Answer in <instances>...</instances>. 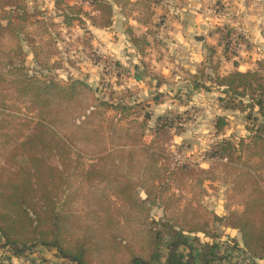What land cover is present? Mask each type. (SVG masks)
<instances>
[{"label": "trees", "instance_id": "trees-1", "mask_svg": "<svg viewBox=\"0 0 264 264\" xmlns=\"http://www.w3.org/2000/svg\"><path fill=\"white\" fill-rule=\"evenodd\" d=\"M85 1L92 10L85 9L84 2L55 0L60 23L71 27L75 21L81 25L88 21L92 26L111 28L118 8L126 18L130 40L141 54L146 53L147 36L137 34L128 19L149 26L156 0ZM136 10V14H124ZM215 12L223 14L221 7ZM56 23L48 14L32 11L27 0H0V245L19 256L45 246L56 251L57 264H222L228 259L224 243L210 233L214 224L221 223L241 235L242 246L231 237L233 244L228 249L263 259L262 62L255 69L223 73L224 60H214L215 48L209 46L207 60L193 75L194 88L219 91L224 109L244 113L248 134L227 136L228 120L217 116L216 132L223 137L210 150L211 168L201 171L223 164L232 175L234 188L226 193V213L209 210L196 198H187L189 202L180 209L177 198L169 204L166 199L170 197L162 193L165 188L159 190L178 169L181 173L190 170L189 164L174 163L170 170L171 158L165 152L164 142L179 116H158L150 127L151 115L143 113L142 101L129 102L112 93L105 98L84 76L59 78L57 70L75 64L72 55L58 46L60 32L52 29ZM219 32L224 58H228L231 41ZM87 46L93 48L91 41ZM29 54L31 67L26 63ZM112 61L117 70L114 83L120 85L126 66L120 60ZM129 90L125 87L123 91L134 94ZM23 109L34 113V125L10 140L12 134L1 132V122L8 116L15 118ZM17 117L26 123L25 117ZM149 130L152 139L147 141ZM72 163L75 169L69 172ZM85 182L104 184L107 189L86 192L89 200L83 208L73 202L81 196ZM156 203L163 207L158 218L151 216V205ZM190 203L195 213L203 214L201 219L189 209ZM199 233L210 235L212 241L202 240Z\"/></svg>", "mask_w": 264, "mask_h": 264}, {"label": "rangeland", "instance_id": "rangeland-1", "mask_svg": "<svg viewBox=\"0 0 264 264\" xmlns=\"http://www.w3.org/2000/svg\"><path fill=\"white\" fill-rule=\"evenodd\" d=\"M198 1L201 0H156L152 3L151 14H176L178 8L182 4V7L186 8V11L188 12L189 7L195 11L205 10L201 14V18H205V14L210 16L209 12H211L213 8L217 9L221 7L223 12L221 16L225 17L228 15L231 20H233L231 17L233 14L228 9L229 5H220L217 0H202V3H200L201 5L198 6ZM70 2H84V8L92 10V7L85 0H70ZM187 2H191L190 6ZM27 3L32 11L44 12L52 17L54 22H57L52 29L60 32L57 40L58 46L63 51H66V55H72L71 61L75 65L67 66L66 69L63 68L57 70L59 78L66 80L69 75L84 76L88 82L100 91V95L105 98H108L112 93L114 97H123V99L129 102L135 100L142 101L144 104L143 113L150 112L151 115L147 120V124L150 127L155 126L156 118L158 116H179V118H177L179 120L177 121V125L173 126L171 130L170 138L164 142L165 152L169 155V158H171V160H168L170 170L173 166L172 163L189 164L190 170H185L181 173V170L178 169L175 176L172 175V179L167 178L165 184H163L159 190L161 191L165 188L162 193L166 198L170 197L169 199H166L169 204L174 201L173 197L177 198L176 201L179 203L178 207L180 209H183V207L189 202L187 198L192 199V201L196 198L199 202L206 205V207L208 206L211 208L209 210L213 209L222 213L226 203V193L228 190L231 191L234 188L231 181L232 175H229L226 166L223 164H218L211 171L206 173L201 170L211 168L212 157L210 156V150L212 146L223 137V134H218L216 132L215 121L217 116H226L228 124L224 131L227 136L230 134L246 136L248 131L246 128L247 121L244 119V113L239 110L224 109L221 106L219 100L220 93L217 90H206L202 88H194L196 90H193L192 85H194V78L190 73H186V71L182 72L181 77L179 78L183 81H168L161 75H158L153 68L147 67L148 65L145 63V67L141 69V72L145 74L146 77L150 76L153 78L154 76H157L171 88L170 91L164 89V91L161 92H159L157 88H153L150 92L155 93H148L146 95L143 93V83H141L142 85L134 83L135 79L131 74L130 66L125 65L126 69H122L121 71L123 81L120 85H116L114 81L116 79L117 70L113 64V59H110L112 57H101V54L94 48H89L87 46L88 42L92 41L94 37L91 23L87 21L86 24L81 25L78 21H75L71 27L61 24V17L58 15V10L54 7L55 0H27ZM206 4L208 5V10L205 7ZM196 6L198 7L196 8ZM136 13L137 10L133 13L126 11L124 14ZM215 13L216 14L214 15H220L217 12ZM116 14L123 13L117 8ZM158 16L159 15L156 16V21H153V23L149 25L156 33L158 32L157 28L163 24V20ZM212 18L217 22L213 28V34L214 32L216 33L219 41L220 32L218 33V30L225 32L223 34L224 40L231 41L230 47H228L230 55H237L239 47L238 43L241 41V36L237 34L238 26L227 25V21H224L226 19L220 21L215 16H212ZM218 22L221 25H219ZM122 26H125V24ZM138 31L139 30H137V32ZM205 33L202 35H212L210 31ZM150 35L151 37H155L152 33H150ZM164 43L167 44V42ZM161 46L163 47L162 53L167 55L168 60L177 58L174 50H169V47L164 48L165 46L163 44H161ZM219 46H222V50H224V43H221ZM26 48L28 49L27 46ZM215 52L216 50L214 49V53ZM220 53L222 54L221 51ZM98 57L101 60L95 62ZM213 59H217L215 54H213ZM26 63L30 67L32 66L33 60L31 54L28 55ZM262 64L264 67V60ZM186 79L189 80L185 83L184 80ZM125 87H129L130 90L134 91V94L123 91ZM155 96L158 97V101L154 100ZM17 116L25 117L26 123H21V119ZM34 121V113L23 109L22 111L16 112L15 118L8 116L1 122V124L4 125L1 132H10V134H12L10 140H13L14 138L18 139L20 135L29 131L30 126L34 125ZM145 139L147 141L152 139L150 130L147 132ZM49 162H54L52 161V157H49ZM55 164H58V162L55 161ZM74 169L75 163H72L69 166L68 171L71 172V170L74 171ZM74 188L76 187L74 186ZM201 188H203L204 191H202ZM100 189L107 188H105L104 184H89L87 182L81 184V196L79 194V198L74 200L73 205L75 204L76 206L83 208L86 207L89 198L85 196V193ZM139 190L141 191V194L145 196L143 188L139 187ZM115 202L117 203V199ZM236 208L241 209L242 207L241 205H236ZM189 209L192 210V212L195 211V207L191 203ZM162 214V205L158 203L151 205V216L158 218ZM194 214L198 219L203 217L202 213L194 212ZM192 215L190 216V214H188V217L191 218ZM129 229H133L132 231H134V228ZM210 233H215L217 235L216 240L224 243L222 249L224 253L228 254V259L222 264H251V261L246 260V256L243 255L240 250L227 248V246L232 245L233 242L224 225L221 223L214 224L210 229ZM199 234L202 240L212 241L210 235L207 236L203 233ZM2 241L3 239L0 238V244ZM58 262H60V259L56 256V251L54 249L46 248L45 246H36L33 250H26L23 255L19 256L13 254L10 247L0 245V264H57Z\"/></svg>", "mask_w": 264, "mask_h": 264}, {"label": "crops", "instance_id": "crops-1", "mask_svg": "<svg viewBox=\"0 0 264 264\" xmlns=\"http://www.w3.org/2000/svg\"><path fill=\"white\" fill-rule=\"evenodd\" d=\"M217 1L219 4L229 5L228 9L233 14L231 16L233 20L228 15L225 17H222V14L219 16L214 15L216 14L214 8L209 12L210 16L205 14V18H201V14L205 10L195 11L189 7L188 12L186 8L182 7V4L176 14H154L153 21H156L157 15L163 20V24L161 23L162 25L157 28V33L150 26L141 24L132 18L128 19L129 24L137 34L140 33L147 36L149 45L146 46L144 55L139 52L138 48L130 40L126 32V26H122L126 19L122 14H116L115 22L111 28L92 26L94 37L91 43L93 48L101 54V57H112L120 60L125 65H129L131 74L135 79L134 83L139 85L143 83V93L146 95L148 93L151 94L150 90L153 88H157L159 92L164 91V89L170 91L171 88L159 77H146L141 72V69L145 67V63L148 65L147 67L153 68L158 75L168 81H183L179 79L182 72L186 71V73H190L193 76L202 63L207 60V55L210 52L209 46L215 48L216 52L214 54L217 59L221 58L224 60L221 63V71L223 73L236 68L240 70L257 68L259 62L263 63L264 60V0ZM198 2L199 6L202 0ZM187 3L190 6L191 2ZM205 7L208 10L207 4ZM212 16H215L220 21L226 19L224 21H227V25L238 26L237 34L241 36V41L238 43L237 55H230L231 58H224L222 46H219L221 43L218 41V36L215 32L213 34V28L217 22ZM218 24L221 25L219 22ZM137 30L140 32H137ZM207 31H210L212 35H204L203 40L199 39ZM150 33L154 34L155 37H151ZM164 42H167V44ZM161 44L165 46L164 48L169 47V50H174L177 58L168 60L167 55L162 53L163 47ZM188 80L186 79L184 82L186 83ZM158 82H160L159 85ZM192 86V89L196 90L194 85ZM225 213L226 210L223 208L220 214ZM227 231L230 237L236 238L242 246L241 235L238 230L227 228ZM240 251L246 256V260L251 261V264H264V258L252 259L245 252Z\"/></svg>", "mask_w": 264, "mask_h": 264}, {"label": "water", "instance_id": "water-1", "mask_svg": "<svg viewBox=\"0 0 264 264\" xmlns=\"http://www.w3.org/2000/svg\"><path fill=\"white\" fill-rule=\"evenodd\" d=\"M199 39L203 40L204 39V36L199 37Z\"/></svg>", "mask_w": 264, "mask_h": 264}]
</instances>
